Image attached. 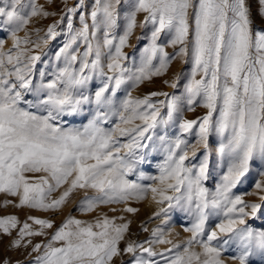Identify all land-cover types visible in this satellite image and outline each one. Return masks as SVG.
I'll list each match as a JSON object with an SVG mask.
<instances>
[{
  "label": "snow or ice",
  "instance_id": "snow-or-ice-1",
  "mask_svg": "<svg viewBox=\"0 0 264 264\" xmlns=\"http://www.w3.org/2000/svg\"><path fill=\"white\" fill-rule=\"evenodd\" d=\"M84 8L66 7L41 35L29 25L55 13L37 0H0V194L15 198L0 206L55 213L83 193L82 215L113 205L134 215L129 203L150 199L159 224L141 225L149 235L139 240L124 215L68 216L33 244L52 222L5 216L0 234L15 232L11 247H30V264H264V27H255L264 0ZM177 59L190 68L163 80L171 93L133 96ZM174 217L180 242L170 238Z\"/></svg>",
  "mask_w": 264,
  "mask_h": 264
},
{
  "label": "rangeland",
  "instance_id": "rangeland-1",
  "mask_svg": "<svg viewBox=\"0 0 264 264\" xmlns=\"http://www.w3.org/2000/svg\"><path fill=\"white\" fill-rule=\"evenodd\" d=\"M38 3L43 4L46 6V10L50 13H55V15H50L48 18H39L34 19L33 22L29 25V31L34 32L35 30H40L41 35L43 34V31L46 30V27L49 24L54 23L56 20H59L61 15L64 14V10L66 7H74L77 3H79V0H52V2L49 4L47 3V0H37ZM94 2V0H85V8L81 9V11L88 12L91 10V5ZM142 19V16L139 18ZM66 20L63 24H61L60 29L58 31L63 30L66 28ZM73 23L75 27H79V13H77L76 16L73 17ZM255 27L260 28L264 27V19H261L259 17L256 18L255 21ZM142 30L139 28L136 30V35H141ZM3 33H0V36H2ZM20 35H23V33H20ZM6 39V37H4ZM64 37L61 35L58 37L55 41L51 42L50 45L45 49L46 52H49V55H51L52 51H55L57 47L62 43ZM133 43H135V36L133 37ZM10 44H6V48L9 47ZM126 51L131 52L132 49H127ZM166 51L169 53L173 52V49L167 48ZM43 59L47 60L48 56H44ZM40 67H43V65H40ZM190 68V65L184 64L179 59L172 62L170 65L169 72L165 74L164 77L155 78L152 82H146L144 85H142L139 89L133 90V96H142L144 94H147L151 91H167L172 92L173 90L170 88H167L163 85V80L169 79L171 77H174L176 73L184 71L187 72ZM123 95V93H121ZM204 113L203 109H197L196 113H186V118L192 119L195 118L196 115H202ZM72 124L74 126H80V120H74L72 121ZM154 165L155 161H153L152 167L148 168L146 170L147 173H153L154 174ZM255 175V172L253 173ZM132 179H135V177H131ZM62 191V189L60 190ZM59 195V191L53 194V197H56ZM83 196V193H77L74 194L69 202L63 206L60 210L57 212H40L36 210H30L26 208H14L11 205H8L7 207L0 206V217L5 216H16L18 220L21 222V224L27 220L29 216H33L39 219H47L50 220L53 224L52 229H46L45 232L47 235L41 236V237H34L32 238V243H44L46 242L52 235V233L55 231L57 227L60 226V224L68 217L72 216L76 219H81L85 221H94L98 215L107 214L109 217L115 216V215H124L126 220H130L131 224L129 225V230L131 234V238L143 240L145 239L149 233L141 231V225H146L149 230L156 228L159 224V220H150L149 218L152 217L153 212L156 210L155 205L150 202V199L143 200L140 202L132 201L129 203L128 206L137 208L138 211L133 214H127L120 212L119 210L115 213H113L110 209L112 207H116L117 209L123 207L122 205H113L109 207H103L101 209H98L95 212L88 213L82 215L78 210V201ZM6 199H12L15 200V198L11 197H5L3 194H0V205H3L4 201ZM249 201H252L255 199V197H246ZM118 223L120 221H117ZM28 223L31 224V221L29 220ZM182 223H176L175 217L172 219V222L169 224V229L173 231V237L175 242H180V240L186 238V234L182 231ZM257 226H264L262 225V222L257 220L256 221ZM33 227H38L33 225ZM179 235H176V234ZM15 238V232L11 236H4L0 234V264H4L5 261L8 262V264H30L34 257V253L32 255H29L31 248H19L15 249L11 247V241ZM123 246V245H121ZM160 251H163L164 246H158Z\"/></svg>",
  "mask_w": 264,
  "mask_h": 264
}]
</instances>
